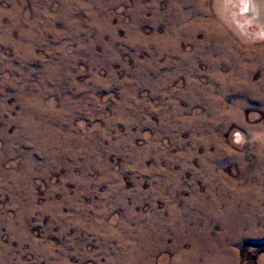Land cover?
I'll list each match as a JSON object with an SVG mask.
<instances>
[{"label": "rangeland", "instance_id": "374dc122", "mask_svg": "<svg viewBox=\"0 0 264 264\" xmlns=\"http://www.w3.org/2000/svg\"><path fill=\"white\" fill-rule=\"evenodd\" d=\"M0 264H264L241 0H0Z\"/></svg>", "mask_w": 264, "mask_h": 264}, {"label": "bare ground", "instance_id": "6f19581e", "mask_svg": "<svg viewBox=\"0 0 264 264\" xmlns=\"http://www.w3.org/2000/svg\"><path fill=\"white\" fill-rule=\"evenodd\" d=\"M244 13L264 28V0H241Z\"/></svg>", "mask_w": 264, "mask_h": 264}]
</instances>
